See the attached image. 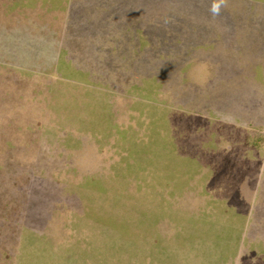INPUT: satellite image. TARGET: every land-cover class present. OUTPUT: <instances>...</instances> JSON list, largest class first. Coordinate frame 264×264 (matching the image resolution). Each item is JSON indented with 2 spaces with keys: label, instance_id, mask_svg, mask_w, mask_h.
I'll use <instances>...</instances> for the list:
<instances>
[{
  "label": "rangeland",
  "instance_id": "1",
  "mask_svg": "<svg viewBox=\"0 0 264 264\" xmlns=\"http://www.w3.org/2000/svg\"><path fill=\"white\" fill-rule=\"evenodd\" d=\"M76 1L85 12L98 0ZM10 2L0 0V264L229 258L221 240L199 231L200 218L221 214L207 206L213 191L199 189L198 149L211 134L204 120L224 118L207 112L214 97L206 94L204 70L171 78L165 64L150 72L108 61L115 57L99 39L64 29L61 46L41 32V80L28 78L5 56ZM61 11L41 7V21L64 25ZM154 73L161 78L143 77ZM240 252L228 264L255 261Z\"/></svg>",
  "mask_w": 264,
  "mask_h": 264
},
{
  "label": "crops",
  "instance_id": "2",
  "mask_svg": "<svg viewBox=\"0 0 264 264\" xmlns=\"http://www.w3.org/2000/svg\"><path fill=\"white\" fill-rule=\"evenodd\" d=\"M53 1L60 4H7L6 60L21 64L28 78L41 80L43 31L59 46L62 30L85 31L87 38L107 47V57H115L108 61L155 64L159 19L171 11L181 15L180 39L166 34V64L181 63L167 67L172 73L168 76L188 79L194 70L203 69L206 94L214 97L207 112L224 117L219 123L204 120L211 134L198 149L199 189L213 191V198L205 194L207 206L220 207L221 214L200 218L199 231L226 246L222 254L229 258L223 257L221 264L233 262L240 250L242 260L249 256L255 261L239 264H264V0H182L184 6H171L168 0H117L113 10L104 6L109 0H98L85 12L76 0ZM41 7L44 14L63 10L65 24L43 23ZM58 55H64L62 50ZM38 94L41 101V86Z\"/></svg>",
  "mask_w": 264,
  "mask_h": 264
},
{
  "label": "trees",
  "instance_id": "3",
  "mask_svg": "<svg viewBox=\"0 0 264 264\" xmlns=\"http://www.w3.org/2000/svg\"><path fill=\"white\" fill-rule=\"evenodd\" d=\"M165 1V0H164ZM171 2V6H184L183 2H179L178 0H168ZM178 3V4H177ZM180 4V5H179ZM187 5V4H186ZM183 18L181 17V15L176 14L175 11H171L170 13L168 12L167 14H164L161 16V19H159V25H158V42H159V46L157 48V60L158 62L155 64H142V68L147 67H152L156 68V71L161 68L160 66H158V64H165V67H180L181 63H173V64H166L165 62V58H166V50L167 47L165 46L166 44V34H168L169 32H172L174 34V39L176 40L177 38L180 37V33H181V23H182ZM180 39V38H179ZM175 59H178V56L175 57ZM169 68H167L168 70ZM177 73L174 72V75H176ZM156 77L155 78H161L160 75H158L157 73H155ZM148 78V77H147ZM171 78H178V77H171ZM198 107L200 108V106L198 105Z\"/></svg>",
  "mask_w": 264,
  "mask_h": 264
},
{
  "label": "clouds",
  "instance_id": "4",
  "mask_svg": "<svg viewBox=\"0 0 264 264\" xmlns=\"http://www.w3.org/2000/svg\"><path fill=\"white\" fill-rule=\"evenodd\" d=\"M213 11H214V12H215V11H218V7H215V6H214Z\"/></svg>",
  "mask_w": 264,
  "mask_h": 264
}]
</instances>
